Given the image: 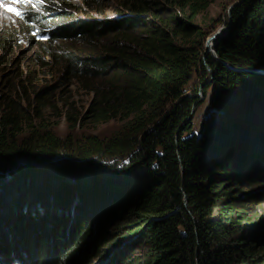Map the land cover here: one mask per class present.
<instances>
[{"label": "trees", "instance_id": "trees-1", "mask_svg": "<svg viewBox=\"0 0 264 264\" xmlns=\"http://www.w3.org/2000/svg\"><path fill=\"white\" fill-rule=\"evenodd\" d=\"M44 1L23 30L50 49L41 67L93 94L92 123L133 118L119 136L62 140L0 95V174L32 172L35 188L0 202V264H91L124 230L147 258L128 246L109 264H264V0H238L205 57L195 21L216 0H115L117 17L102 20ZM17 39L0 28V65ZM195 79L212 90L200 134ZM55 91H34L35 117ZM59 168L75 170L46 177Z\"/></svg>", "mask_w": 264, "mask_h": 264}, {"label": "rangeland", "instance_id": "rangeland-1", "mask_svg": "<svg viewBox=\"0 0 264 264\" xmlns=\"http://www.w3.org/2000/svg\"><path fill=\"white\" fill-rule=\"evenodd\" d=\"M69 2V8L77 19L102 20L117 17L118 8L115 0H90L89 7L84 6L82 0H69ZM237 2L240 1L216 0L206 12L198 16L195 24L202 29L206 36L205 47L218 33L227 27L229 21L228 10ZM44 4V0H24V2H21V0H5L0 2V28H4L7 33H11L18 38V47L15 54L10 57L9 61L0 65V95L12 99L17 106H21L24 114L27 115L26 117L31 118V123L37 129L50 130L62 140L69 136L74 141H81L89 136H96L104 140L123 134L127 123L133 117L127 121L115 119L104 123H92V121L86 119V114L93 100V94L69 83L63 86L59 82L60 77L57 69L51 70L41 67L42 57L50 49L40 48V44L37 43L44 40L41 41L32 35L30 36V34H25L23 30L27 28L24 20L27 19L29 11L43 12L41 6ZM8 7L17 9V11L22 12V15L17 17L18 15L15 12L7 11ZM34 44L39 46H34ZM54 45L53 50L58 49L60 43ZM60 85H62L61 88H59ZM42 87H54L56 93L51 96L49 101L52 108L45 109L41 117L37 118L30 106H32L34 91ZM188 89L189 95H198V98L203 101L192 118V132L200 134L203 118L210 109L209 100L212 90L207 87L201 88L198 79H195ZM197 89V92H193ZM69 116L72 121L76 122L74 127H71L67 121ZM22 128L23 132L19 136L20 140L27 136V131H30L32 127L25 123ZM1 178H3V174H0V183H4L6 186L0 188V202L6 203L18 197L33 195L31 191L33 189H30L29 186L26 185V188H23L22 185L17 183H10L8 178L6 180ZM42 192L47 195L48 190H42ZM27 202L33 203L30 198H27ZM259 236L261 242H264V230L260 231ZM135 237L125 235V230L120 232V239L112 242L109 247L106 246L107 250L102 253L103 256L99 259H93L91 264H109L117 252L128 246L134 247L140 259L145 260L148 248L144 243H138Z\"/></svg>", "mask_w": 264, "mask_h": 264}, {"label": "water", "instance_id": "water-1", "mask_svg": "<svg viewBox=\"0 0 264 264\" xmlns=\"http://www.w3.org/2000/svg\"><path fill=\"white\" fill-rule=\"evenodd\" d=\"M241 2L239 3H235L234 5H232L229 10H228V18H229V21H228V24H227V27L225 29H223L220 33H218L213 39L212 41L205 47V51H204V57L213 49L216 48V46L219 44V42H221L226 36L227 34L229 33L230 29H231V26H232V12L233 10L240 4ZM195 97H198L195 96ZM202 102V100H199L197 102L194 103L193 105V108H195L198 104H200ZM193 114H194V111L191 113V116H190V119L193 118ZM64 168V167H63ZM63 168H59L58 170V174H55V175H47L46 177H54L56 175H65V176H70L72 175V173L74 172L75 169H71V170H68V169H63ZM32 174V172H27L25 174H19L18 172H16V170H11L10 172H6V173H3V178L1 179H4L6 180L7 178L10 180V183H17L18 185H22L23 188H26L25 186H29L30 189H33L35 190L34 187L31 186V183H29V179H27L28 175ZM42 175H45V174H42ZM6 186V184H2L0 183V188ZM33 190L32 193L34 192ZM43 190V189H42Z\"/></svg>", "mask_w": 264, "mask_h": 264}, {"label": "snow or ice", "instance_id": "snow-or-ice-1", "mask_svg": "<svg viewBox=\"0 0 264 264\" xmlns=\"http://www.w3.org/2000/svg\"><path fill=\"white\" fill-rule=\"evenodd\" d=\"M21 2H24V0H21ZM7 11L9 12H15L16 15H21V13L19 11H17V9L13 8V7H8Z\"/></svg>", "mask_w": 264, "mask_h": 264}]
</instances>
